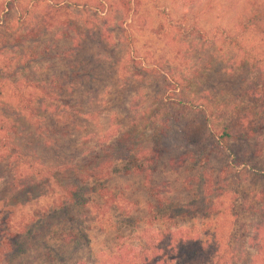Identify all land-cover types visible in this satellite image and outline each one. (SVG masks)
Masks as SVG:
<instances>
[{
  "label": "rangeland",
  "instance_id": "1",
  "mask_svg": "<svg viewBox=\"0 0 264 264\" xmlns=\"http://www.w3.org/2000/svg\"><path fill=\"white\" fill-rule=\"evenodd\" d=\"M105 1L0 0V119L16 122L14 142L43 164L74 166L110 146L107 187L127 200L132 227L103 228L85 187L78 205L4 253L10 264H99L153 232L141 220L154 198L137 153L153 141L164 148L154 178L177 215L170 227L201 234L209 264H264V43L253 33L240 45L224 39L264 0H140L127 16ZM19 89L35 97L41 132L17 108ZM228 121L234 135L222 146L213 131ZM204 170L218 183L208 205L195 180ZM8 176L0 163V221L49 201L14 192Z\"/></svg>",
  "mask_w": 264,
  "mask_h": 264
},
{
  "label": "trees",
  "instance_id": "2",
  "mask_svg": "<svg viewBox=\"0 0 264 264\" xmlns=\"http://www.w3.org/2000/svg\"><path fill=\"white\" fill-rule=\"evenodd\" d=\"M101 1L100 7L103 9L106 1ZM117 1L123 14L127 16L140 0ZM236 28V34H225L224 39L234 45H240L237 36L253 33L264 43V2L262 1L247 14L240 16L236 22ZM5 68L6 64L0 62V79L5 74ZM14 97L17 108L25 115L29 124L41 132L42 125L38 107L34 103L35 97L27 95L20 89L16 91ZM255 133L256 130L251 128L243 134L240 133V138L249 139ZM213 134L222 146H226L227 140L234 135V130L231 129L228 121L219 131H213ZM17 135L16 122L6 117L1 118L0 163H4L8 170L14 192L29 193L32 190H38L40 195L49 198V201L39 204L31 212L20 209L16 219L11 223L8 219L0 221V264H10L11 256H6L4 253L12 252L17 246V240L30 234L32 227L45 221L51 214L64 212L71 206L78 205L85 187L97 195L99 203L94 204L95 220L103 228L119 230L123 226L132 227L131 214L124 210L128 204L127 200L114 195L107 187L108 178L112 174L115 163L110 146L109 149H102L101 154L98 150L87 152L86 156L74 166H58L40 163L31 154L24 153L21 146L14 142ZM163 150L164 148L158 142L153 141L149 146H141L137 152L141 158L140 171L144 182L151 197L154 198V202L147 205L146 213L141 220L144 227L153 232L146 236L142 234L143 238L136 244L120 243L116 250L99 264H209L211 256L206 252L201 234L195 233L192 229H182L174 225L170 227L172 224L169 223L174 221L177 215L174 216L171 211L168 199L163 200L162 194H164L166 182H158L154 178L155 166ZM258 153H261V148H258ZM185 159L186 156L171 157L168 164L172 169H176L185 163ZM195 180L199 198L208 205L218 189V183L205 170L200 172ZM118 211L124 212L120 215L127 219L116 221L115 216ZM144 231L142 230V233ZM4 248L7 249L4 250Z\"/></svg>",
  "mask_w": 264,
  "mask_h": 264
}]
</instances>
